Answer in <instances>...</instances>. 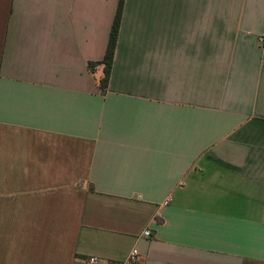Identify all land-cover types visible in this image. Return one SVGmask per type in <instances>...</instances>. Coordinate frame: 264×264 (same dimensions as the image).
Returning <instances> with one entry per match:
<instances>
[{
	"label": "crops",
	"instance_id": "crops-1",
	"mask_svg": "<svg viewBox=\"0 0 264 264\" xmlns=\"http://www.w3.org/2000/svg\"><path fill=\"white\" fill-rule=\"evenodd\" d=\"M118 2L0 0V264H264V0Z\"/></svg>",
	"mask_w": 264,
	"mask_h": 264
},
{
	"label": "trees",
	"instance_id": "trees-1",
	"mask_svg": "<svg viewBox=\"0 0 264 264\" xmlns=\"http://www.w3.org/2000/svg\"><path fill=\"white\" fill-rule=\"evenodd\" d=\"M122 5H123V0H119L103 59L99 62L88 64V69L92 73L97 67L102 68V76L98 80V88L101 94H104L106 92V88L109 82V76H110V71H111L112 62L114 58L118 31L120 27Z\"/></svg>",
	"mask_w": 264,
	"mask_h": 264
},
{
	"label": "built area",
	"instance_id": "built-area-1",
	"mask_svg": "<svg viewBox=\"0 0 264 264\" xmlns=\"http://www.w3.org/2000/svg\"><path fill=\"white\" fill-rule=\"evenodd\" d=\"M259 42L262 45V47H264V35L260 36ZM142 236H144V237L150 236L149 231H144L142 233ZM135 260H136V253L135 252H132L131 255H130V257H129V260L128 261H129V263H134ZM85 264H99V260H98L97 257L90 256V257H88L86 259ZM116 264H121V263H116Z\"/></svg>",
	"mask_w": 264,
	"mask_h": 264
}]
</instances>
